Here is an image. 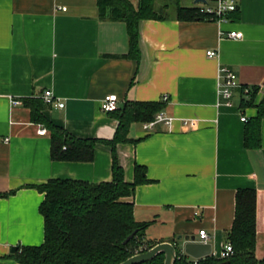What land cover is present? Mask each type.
<instances>
[{
    "label": "crops",
    "instance_id": "obj_1",
    "mask_svg": "<svg viewBox=\"0 0 264 264\" xmlns=\"http://www.w3.org/2000/svg\"><path fill=\"white\" fill-rule=\"evenodd\" d=\"M129 1L139 7L140 0ZM237 2V12L223 23L178 21L173 7L167 20L141 21L135 60L126 24L101 18L98 0H0V264H19L10 258L18 248L45 241V196L31 186L51 179L113 181L112 148L103 143L92 162L53 160L50 132L38 134L45 126L24 104L48 90L64 108L44 103L43 116L81 139L114 138L118 119L101 108L107 96L116 95L120 108L165 102L162 112L176 119L171 128L134 123L132 142L116 146L125 182H134L136 165L146 169L149 183L127 199L138 222H151L146 238L171 243L206 230L211 255L220 259L236 194L251 189L257 196L255 256L264 259V116L261 147L247 149L242 118L250 121L258 109L242 108L240 92L232 107L219 96L223 67L242 86L264 88V0ZM229 32L243 38L232 40ZM210 50L218 56L208 57ZM263 99L264 90L255 104Z\"/></svg>",
    "mask_w": 264,
    "mask_h": 264
},
{
    "label": "trees",
    "instance_id": "obj_2",
    "mask_svg": "<svg viewBox=\"0 0 264 264\" xmlns=\"http://www.w3.org/2000/svg\"><path fill=\"white\" fill-rule=\"evenodd\" d=\"M183 0H140L136 9L129 0H98L101 18L123 22L127 26L130 53L139 60V24L144 20L164 21L167 12L174 8L178 21L210 20L199 12L198 6H184ZM160 4H163L162 9ZM243 91V90H242ZM260 88H252L248 98L241 97V107H256L257 117L247 122L245 147L259 149L262 143L261 124L264 116V99L255 104ZM243 93V92H242ZM32 118L50 132L52 158L62 162H92L95 148L103 143L112 148L113 181L94 184L85 181L51 179L42 185H34L44 194L40 213L44 218L45 241L38 247H21L10 258L19 264H121L129 258L147 252L164 241L148 240L146 231L151 222H138L134 216V203L127 199L135 195L136 188L149 183L146 169L136 165L135 180L127 183L119 165L116 146L131 143L129 130L134 123L152 122L166 108L165 102H128L111 112L119 125L112 140L81 139L55 125L42 114L44 101L25 100ZM12 192L11 194H14ZM4 194L2 196H8ZM257 196L251 189L236 194L235 219L228 234L227 243L233 254L226 258L208 256L200 260L177 251L174 264H264L255 256ZM136 235L127 244L125 240ZM172 240L171 243H175ZM228 262V263H227ZM142 264H165V255Z\"/></svg>",
    "mask_w": 264,
    "mask_h": 264
},
{
    "label": "built area",
    "instance_id": "obj_3",
    "mask_svg": "<svg viewBox=\"0 0 264 264\" xmlns=\"http://www.w3.org/2000/svg\"><path fill=\"white\" fill-rule=\"evenodd\" d=\"M206 3H199V12L218 23H223L229 20L230 16L237 12L238 10V2L237 0H205ZM66 11V9H63ZM227 37L232 40H241L243 38V34L240 32H229ZM207 56L210 58H216L218 56L217 52L210 50L207 52ZM219 96L223 103L227 107L233 106V99L237 92H240L241 97H248L252 92V87L242 86L236 79L234 73L226 67L220 69L219 76ZM243 90V91H242ZM264 88H261L259 92H263ZM243 92V93H242ZM42 100L45 104L50 106H55L58 108H64V103L59 101L52 91L48 90L43 93ZM167 98H164L166 101ZM15 105H19V102H14ZM101 108L103 112L111 113L119 110V100L116 95L107 96L103 101ZM175 118L168 117L165 113H159L156 115L155 119L152 122H148L143 124L145 130H151L156 124L163 123L167 127L171 128L173 123L175 122ZM243 122H248L246 117L242 118ZM182 123L185 126L193 125V121L183 120ZM40 136H45L48 134V131L45 127L40 126L38 131ZM199 240L203 243H208L210 240V236L206 230H202L199 232ZM184 254V253H183ZM233 254V247L230 243H227L224 247V251L221 254V258L226 259Z\"/></svg>",
    "mask_w": 264,
    "mask_h": 264
},
{
    "label": "water",
    "instance_id": "obj_4",
    "mask_svg": "<svg viewBox=\"0 0 264 264\" xmlns=\"http://www.w3.org/2000/svg\"><path fill=\"white\" fill-rule=\"evenodd\" d=\"M196 4L198 3H206L205 0H196ZM136 235L134 232L131 236H129L124 244H127L131 239H133ZM17 250V248L13 249V253ZM180 250L185 255L193 258L194 260H200L211 256L212 254V246L208 243L200 242L199 238L192 236L189 240H185L183 237H179L175 243L164 242L156 245L151 250L137 254L125 262L121 264H142L148 261L153 260L160 254L165 255V264H174L177 259V251ZM228 263V262H227Z\"/></svg>",
    "mask_w": 264,
    "mask_h": 264
},
{
    "label": "rangeland",
    "instance_id": "obj_5",
    "mask_svg": "<svg viewBox=\"0 0 264 264\" xmlns=\"http://www.w3.org/2000/svg\"><path fill=\"white\" fill-rule=\"evenodd\" d=\"M193 2V0H183V5L192 6ZM168 15H173V12L169 13Z\"/></svg>",
    "mask_w": 264,
    "mask_h": 264
}]
</instances>
